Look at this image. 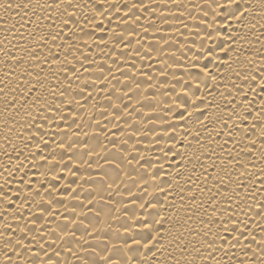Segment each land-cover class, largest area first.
I'll return each instance as SVG.
<instances>
[{
    "label": "bare ground",
    "instance_id": "bare-ground-1",
    "mask_svg": "<svg viewBox=\"0 0 264 264\" xmlns=\"http://www.w3.org/2000/svg\"><path fill=\"white\" fill-rule=\"evenodd\" d=\"M77 2L80 0H74L71 6L73 13L80 11L75 7ZM44 4L45 0H0V185L6 179L11 181L7 185L13 200L8 223L16 224L23 200L28 202L22 205L25 219L21 225L36 210L29 187H40V197L48 198L51 194L47 189L55 184L58 191L52 200L51 217L55 222L50 227L63 225L65 218L76 222L68 224L72 231L63 233L56 242L64 252L62 261L85 264L86 259H95L104 264L98 251L110 254L117 245L124 252L125 244L136 251L135 240L141 264H156L157 260L159 264H215L205 258L211 250L205 232L211 229L210 235L214 236L218 230L211 222L209 190L215 191V186L228 182L221 181V177L230 176L234 182L245 172L240 179L247 187L239 188L237 199L246 197V202L252 203L254 189L264 181L260 129H252L256 134L253 136L249 132L251 120L241 123L237 119L247 107L242 93L248 82L243 74L259 65L264 55V0H238L243 19L235 18L240 16L235 11L236 2L180 0L181 7L171 5L170 10L165 9L167 32L157 34V38L164 35L170 40L165 45L167 54L151 60H139L129 53L140 47L137 39L145 46L152 39L148 21L152 16L159 20V5L144 13L140 21L149 32L137 27L139 35L126 38L125 43L131 46L123 49L114 48L108 35L114 21L110 24L90 6L83 10L97 24L86 23L84 32L97 28L103 19L108 29L103 35L109 43L95 42L101 35L98 30L92 37L77 31L83 39L72 37L77 47L69 48V32L75 29L63 24L67 13L63 7L48 9ZM140 51L144 53L143 48ZM125 57L135 65L136 72L127 84L117 71L118 67L122 71L130 67L121 63ZM82 61L91 72L80 68ZM73 64L79 72L69 70ZM98 64L110 68L121 82L109 76L111 83L101 80L93 86ZM141 69L147 76L141 75ZM133 80L142 87L137 89ZM128 88L132 91L120 97V107L131 103L139 111L131 109V115L122 113L113 119L116 109L110 105L117 100L105 99L101 89L111 95ZM253 98L254 94L249 93L248 100ZM256 99L259 103L260 98ZM252 117H258L256 110ZM125 121H135L133 127L143 130L133 132ZM96 132L101 134L96 136ZM125 132L132 135L125 136ZM45 139L47 144L43 143ZM225 139L229 140L226 145ZM250 139H256L257 144L248 152ZM62 140L66 145L71 143L72 151L61 153L57 145ZM53 151L57 153L55 159L61 154L64 158V163L52 165L58 170L56 180L51 175L41 176L47 167L37 169L38 159H34L37 154L51 155ZM244 210L247 213V208ZM206 220L208 223H204ZM252 227L257 241L250 245L249 252L252 247L264 246V233ZM0 231H5L2 213ZM146 236L151 239L145 241ZM45 240H51V234ZM65 242L71 244L76 255L65 250ZM243 243L227 256L222 252H216V256L223 259V264L244 260ZM217 244L227 247L226 240ZM3 247L4 239L0 237V249ZM149 248L151 252L144 257ZM0 264H6L2 251ZM12 264H24V260L13 255Z\"/></svg>",
    "mask_w": 264,
    "mask_h": 264
},
{
    "label": "snow or ice",
    "instance_id": "snow-or-ice-1",
    "mask_svg": "<svg viewBox=\"0 0 264 264\" xmlns=\"http://www.w3.org/2000/svg\"><path fill=\"white\" fill-rule=\"evenodd\" d=\"M209 2L212 3L214 0H209ZM229 2L237 3L235 11L240 12V16L235 18L243 19L244 12L239 8L238 0H229ZM73 3L74 0H51L50 3L45 0V4L43 5V7L48 9H61L63 7L64 12L67 13L63 24L65 26L71 24L75 29L69 32V48L77 47V44L73 42L72 37H75L77 41L83 39L82 36L77 34V31L84 33V35L88 37H92L98 30L101 35L95 42L98 44L109 43L108 40L104 39L103 34L108 33V29L104 26L103 19L99 21L97 28H93L86 33L84 32V25L86 23L91 22L92 24H97V21L93 17L88 16L87 12L83 10L87 6L94 9L101 18L106 17L110 24H113L114 21L112 30L108 33L112 46L114 48L123 47V49H128L131 45L125 43V39H131L133 35L138 36L139 33L136 31L137 27L142 28L145 33L149 32V27L140 24V21L144 13H148L154 5H159V8L157 9L160 16L159 20L155 16H152L148 21V24L152 26V39L149 40L147 46L143 44L142 40L137 39L136 43L140 47L136 48L134 52L129 53V55H134L139 60L158 59L167 54L165 45L170 44V40L164 35H160L157 38V34L167 32V29L164 27V25L168 24L167 15L164 14L165 9L170 10L171 5H175L177 8L181 7L180 0H80V2L75 3V7L80 9V11L73 13L70 10ZM232 15L235 16V12H233ZM74 16H79L80 19H73L72 17ZM84 43L87 44L88 42L84 41ZM141 48L144 49L143 54L140 51ZM153 54H155V56ZM116 62L117 61L113 59V63ZM93 63L96 62L93 61ZM121 63L130 65L127 70L123 71L121 68H117V71H121L122 77H125L122 82L127 84L128 80L133 79L136 75V72L133 71L135 65L126 57L121 60ZM148 66L151 67L152 65L149 64ZM80 68H83L85 72L92 71L91 69L84 67L83 61L80 64ZM73 69L79 72V69H77L75 64L71 65L69 70L71 71ZM140 71L141 75L147 76V73L143 72L142 69ZM129 72L132 73L131 76L128 75ZM95 73V77L92 79L93 86L97 85L101 80H108L109 76H111L112 79H117L118 82H121L110 68L105 69L102 65H97ZM105 73H107V75H105ZM243 77L244 80L248 82L246 85L247 90L242 93L244 100L247 102V107L241 114H237V119L241 123L245 119L251 120L249 132H251L253 136L256 134L252 132V129H260L259 144L261 148H264V55L261 57V63L254 68H249L247 73L243 74ZM151 78V76H148V79ZM257 80L260 81L259 85L256 84ZM108 82L111 83V80H108ZM133 82L136 84L137 89L142 87L141 83L138 81L133 80ZM237 87L240 86L237 85ZM80 91L83 92V89H80ZM101 91L105 92V99L111 101L115 98L117 100V103L110 105V108L116 109V111L112 112L113 119H118L122 113L124 115H131V109L139 111V109H136L135 105H132L131 103L124 104L122 109L120 107V104L123 103L120 97L129 96L132 89H120L111 95L106 89H101ZM249 93L254 94L252 100H248ZM92 95V91H89L88 96L91 97ZM256 98H260L259 103H257ZM129 101H131V97H129ZM76 103L79 105L80 101L77 100ZM233 107H236L235 102L233 103ZM253 110L258 112L257 118L252 117ZM61 119L66 120V116L61 115ZM73 119H75V117H73ZM141 122L143 123V121ZM125 123L128 124L129 128H132L133 132L143 130H138L133 127L135 121H125ZM116 126L121 127L119 123H117ZM234 127H236V125H234ZM100 134V132L94 133L96 136H99ZM131 135L132 132H125V136ZM217 135H220V133H217ZM228 136H232V133L229 132ZM245 136H248V133H245ZM233 139H235V137H233ZM137 142H139V137H137ZM239 142L240 141H238V143ZM43 143L47 144V140L45 139ZM227 143H229V140L225 139L224 144L226 145ZM256 144V139H250L247 149L248 152H251ZM57 147L61 149V153L72 151L71 143L66 145L63 140L60 141ZM56 156L57 153L53 151L51 155L39 156L37 154V156L34 157V159H38L36 164L37 169H44L47 167L46 172L40 173L41 176L47 178L48 175H51L53 180L57 179L58 170L52 167V165L64 163V158L62 154L59 159H55ZM129 163H131V161H129ZM237 163H239V161H237ZM89 167H91V165H89ZM261 171L264 172V169ZM245 174V172H241L240 176H237L234 182L230 176L226 175L221 177V181L227 180L228 182L215 186V191L209 190L207 204L212 213L211 222L216 224L218 230L215 232L214 236L210 235L211 229L208 232H205V236L209 237L206 241L207 245L211 249L205 258L214 261L215 264H223V259L217 257L216 252H222L223 256H227L231 249L240 245L242 241L244 242L243 248L245 249L243 256L246 257V259L236 260L235 264H264V246L259 248L252 247L251 252L248 251L250 245L257 241V235L252 225H255L256 228H259L260 231L264 233V181L261 182L259 189H254V192L256 195H259L260 198L257 199L256 195H253L252 203H247L246 197L237 199L240 195L239 188L247 187V185L240 179V177ZM72 175H75V173H72ZM205 179H207V176ZM10 183L11 181L6 179L5 183L0 185V189H2V191H0V203H3V208L0 209V213L3 214L5 228V231H0V237H3L4 239V247L3 249H0V251H2L3 255L6 257V264H12L13 255L22 258L24 264H68L67 259L64 261L60 259V257L64 255V252L59 250V245H57L56 242L61 239L63 233L72 231L71 229H68L67 225L75 224L76 222L65 218V223L63 225L57 223L55 228L50 227V225L55 222L51 217L54 215L52 200L55 199L54 193L58 191L56 185L53 184L47 189L51 194L48 198L40 197V193L43 191L40 187H37L34 190L29 187V198L31 199V202L36 205V210L31 212V214L27 216V222L21 225L20 221L25 219L22 205L28 202L27 200L21 201V212L16 218V224L13 225L8 223L11 218L7 215L11 210V205L13 203V200L9 197L10 189L7 187ZM41 183H43V181H41ZM233 183L235 186H232ZM109 187H111V185H109ZM72 191H75V189L73 188ZM13 195H15V193H13ZM217 197H220V199L218 200ZM201 206H203V202H201ZM141 207H146V205H142ZM245 208H247V213L244 210ZM204 223H208V221L206 220ZM17 225H19V227H17ZM85 227H87V225H85ZM17 233H19V235ZM47 234H51V240H45ZM72 234L75 235L74 232H72ZM144 239L147 241L151 239V237L146 236ZM26 240L29 241V243L25 244L24 241ZM225 240L227 241L226 248H222L221 245L217 244V241ZM134 244H136V251H130L129 249L131 246L125 244L123 245L125 251L121 252L119 250L120 246L114 245L110 254H106L107 250H104L103 252L98 251L97 255L100 260L104 261V264H141V261L137 259L139 244L135 240ZM64 248L72 255H76L70 243L65 242ZM149 252H151V248L148 249V252L143 254L144 257H147ZM77 259H80V257L77 256ZM85 264H98V261L95 259H86ZM156 264H159L158 260L156 261Z\"/></svg>",
    "mask_w": 264,
    "mask_h": 264
}]
</instances>
